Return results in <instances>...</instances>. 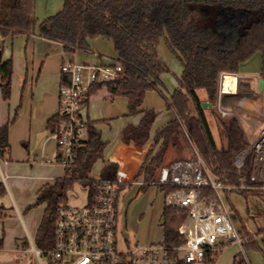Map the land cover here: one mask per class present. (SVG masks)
<instances>
[{"label": "trees", "instance_id": "obj_1", "mask_svg": "<svg viewBox=\"0 0 264 264\" xmlns=\"http://www.w3.org/2000/svg\"><path fill=\"white\" fill-rule=\"evenodd\" d=\"M35 9L36 0H0V33L34 34ZM39 32L46 39L62 43L68 53L89 51L90 40L97 37L113 41L123 71L114 81L94 85L86 103H90L95 92L105 88L112 96L128 98L130 114H142L138 124L124 128L122 139L139 147L152 143L145 163L147 181L155 179L170 151L181 154L190 145L214 172L236 177L234 159L248 145L241 122L238 117H223L217 108H205L198 91L205 89L212 106L216 105L221 72L237 73L243 62L258 51L264 52V0H64L61 11L39 24ZM162 37L181 60L184 70L167 105L176 117L153 131L158 112L141 108L147 92L160 90L162 75L169 71L157 50ZM13 73L12 60L0 59V86L4 80L10 86ZM261 76L264 78V68ZM67 79L68 76H61L62 83H67ZM209 110L215 116L220 146L208 119ZM60 118L56 114L49 119L51 133ZM87 134L77 161L65 167L63 177L45 184L35 203L29 206L45 205L34 241L39 249L54 247L59 207L68 201L76 182L84 186L93 184V170L104 158L102 131L97 122L89 121ZM8 146L0 143V151H7ZM148 186L151 185L142 188ZM174 189L165 187L166 191ZM242 191L256 195L264 205V189ZM187 214L186 209L164 207L166 244L177 246L185 242L177 226ZM238 230L246 238V251L263 249L243 222ZM260 233L264 229H259ZM218 253L208 251L207 264H214ZM232 264L248 262L241 252L234 255Z\"/></svg>", "mask_w": 264, "mask_h": 264}, {"label": "built area", "instance_id": "obj_2", "mask_svg": "<svg viewBox=\"0 0 264 264\" xmlns=\"http://www.w3.org/2000/svg\"><path fill=\"white\" fill-rule=\"evenodd\" d=\"M122 71L117 56L108 62L70 61L62 65V76L68 79L67 83L60 80L57 114L61 118L51 133L59 147L56 157L47 162L65 168L77 161L88 136V93L94 85L118 79ZM229 77L236 79L237 75L220 74L216 107L223 117H238L234 109L221 105L223 95L231 88ZM260 115L264 119V107ZM146 160L147 152L132 143L122 145L113 159L103 158L100 175L93 176V184L87 186L85 203L76 206L65 202L59 207L54 247L45 251L32 244L38 264H191L204 261L208 251L219 252L232 242L240 245L246 257V238L235 225L231 200L223 191L264 189V126L236 155L235 178L214 172L198 155L160 167L155 179L147 181ZM145 184L161 189L165 207L188 211L177 226L185 236L181 245L164 241L131 244L123 238L121 193L130 186ZM167 186L175 189L166 191Z\"/></svg>", "mask_w": 264, "mask_h": 264}, {"label": "rangeland", "instance_id": "obj_3", "mask_svg": "<svg viewBox=\"0 0 264 264\" xmlns=\"http://www.w3.org/2000/svg\"><path fill=\"white\" fill-rule=\"evenodd\" d=\"M103 40V43L98 45V47L92 46V58L89 60L91 63L100 59L101 54L105 62L116 56L113 41L111 39ZM91 41L93 39L90 40V44ZM5 49L6 56L9 55V58H12L14 63L11 93H13L12 95L15 98V105L11 125L15 124L16 121L18 122V119L20 120L22 117L23 124L28 125L31 116L34 114L41 116L43 107L47 106V104L55 103L58 105V92L54 96L51 91L56 84L44 72L46 70L45 67L47 70H55L60 65L61 60L51 50L48 52L44 50L45 48L40 46L37 38L30 37L28 39L27 36L20 34L15 35L13 39L7 40ZM157 50L159 57L166 63L169 71L162 75L163 86L161 89L149 90L142 105L143 109H154L158 112L153 131L167 123L171 116L172 113L167 105L172 92L178 86V79L183 72V65L180 59L171 51L164 37L160 39ZM47 53L49 54L47 55ZM58 88L59 86H57V90ZM201 90L205 91V89H200L199 91ZM85 113H88L91 119L97 122L98 127L102 131L104 142L108 143V148L105 149L106 159L113 156L114 149L121 143L124 128L129 124L139 123L142 115L141 113L130 114L128 98L120 94L112 96L105 88L98 90L91 96L89 107L85 110ZM208 117L212 124L217 144L220 146L221 142L213 122L215 121V116L213 117V114L210 113ZM198 155L202 158L200 152L193 145L186 146V149L181 154H174V152L170 151L166 162L162 166L176 160L194 159ZM50 166L47 169L49 171H46V173L48 172L60 178L64 176L65 168L63 164L55 163ZM100 173L101 163H98L93 170V176L97 177ZM223 194L227 199L229 197L231 200L233 206L232 215L236 227L239 228L241 222H243L256 238L259 229L264 227V205L262 200L256 195L242 190L223 191ZM87 195V186L76 182L69 192L67 202L76 206L83 205ZM120 204V226L124 239L131 244L139 243L141 245L164 241L163 211L165 203L164 194L158 186H148L145 189L136 185L123 189ZM34 208L41 210L43 217V206L38 205ZM263 238L258 240L259 244L264 245ZM238 253H241V247L238 243L225 244L219 251L214 264H232L234 255ZM246 257L251 264H264V251L261 249L247 250ZM38 263L35 253L25 252L24 250L17 258L11 257L9 262V264ZM191 264H207V262L206 260L202 262L195 261Z\"/></svg>", "mask_w": 264, "mask_h": 264}, {"label": "crops", "instance_id": "obj_4", "mask_svg": "<svg viewBox=\"0 0 264 264\" xmlns=\"http://www.w3.org/2000/svg\"><path fill=\"white\" fill-rule=\"evenodd\" d=\"M63 6L64 0H37L35 9L37 30L34 34H20L27 36L28 39L30 37L37 38L40 46L45 48L44 50H47V52L51 50L56 56L60 57V65L55 70H47L45 67L46 70L44 72L48 78L55 82L56 86L52 87L51 91L54 96L58 92V99L59 88L57 90V86L60 87L62 65L70 61L91 63L89 60L92 58V46L98 47V45L103 43V39H107L104 37L94 38L91 41L89 51L68 53L64 50L62 43L42 37L39 32V24L49 16L61 11ZM13 38L14 36H3L0 33V59L5 62L10 59L13 62L9 55H7L8 57L6 56L5 49L7 40ZM97 62H105L102 54L100 59L92 63ZM263 68L264 52L258 51L240 65L236 73V79L233 77L227 79L231 88L221 99V105L224 109H234L238 113V118L248 140L255 138L264 126V119L260 115L264 107V89L260 90L258 88L259 79H264L261 76ZM3 82L4 84L0 86V143L5 145L8 143L9 146L7 151L6 149L0 151V264H9L10 258H17L23 250L25 252L32 251V244L35 245L34 240L43 217L41 210H37L34 207L29 208V206L35 203L39 192L45 184L53 183L57 178H60L48 172L46 173V171H49L47 169L51 167L50 165L55 164L46 160L54 159L59 147L58 141L48 130V121L58 113L59 103L58 105L55 103L47 104V106L43 107L41 116H38V114L31 116L28 125L23 124V117L20 120L18 119V122L16 121V125H11L15 98L12 95L13 93H11L12 83L10 86H6L5 80ZM198 94L204 102H210L206 90L198 91ZM211 108L217 107L211 104L209 109L211 110ZM210 110L207 115L212 114ZM170 112L172 114L167 123L176 117L173 111L170 110ZM87 116L90 121L95 122L88 113ZM213 122L215 125V121ZM135 124H138V122ZM210 125L213 131L212 124L210 123ZM125 144L127 143L122 139L121 143L114 149V154L110 159H113L119 148ZM151 144L149 143L142 148L148 152ZM102 146L105 158V149L108 148V143L103 140ZM41 206L45 210V205L41 204ZM260 229H264V227ZM263 237L264 233L258 234L256 237L257 242ZM259 245L264 251V245Z\"/></svg>", "mask_w": 264, "mask_h": 264}, {"label": "water", "instance_id": "obj_5", "mask_svg": "<svg viewBox=\"0 0 264 264\" xmlns=\"http://www.w3.org/2000/svg\"><path fill=\"white\" fill-rule=\"evenodd\" d=\"M258 88L260 90H263L264 89V79H259L258 81ZM211 106V103L210 102H204V107L205 108H209Z\"/></svg>", "mask_w": 264, "mask_h": 264}]
</instances>
